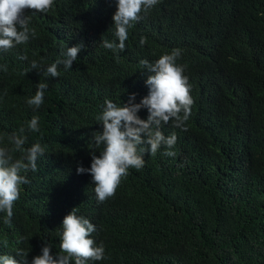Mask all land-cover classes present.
Segmentation results:
<instances>
[{"label":"trees","instance_id":"16d2710c","mask_svg":"<svg viewBox=\"0 0 264 264\" xmlns=\"http://www.w3.org/2000/svg\"><path fill=\"white\" fill-rule=\"evenodd\" d=\"M116 3L54 0L47 13L26 10L36 35L0 52L8 69L0 70V146L11 147L7 137L24 126L26 147L46 149L38 171L27 173L10 225L0 212V255L22 249L30 258L47 242L55 256L62 220L75 208L105 248V259L87 264H264V0H160L128 30L119 54L102 47L103 39L118 43ZM81 42L72 68L58 65L59 77L31 69L32 60L46 67ZM174 48L194 101L186 130L161 126L177 137L175 156L163 146L144 154V166L130 168L103 205L70 180L61 159L99 155L93 133L102 130L96 116L105 99L120 105L135 93L139 103L148 93L140 61ZM39 82L48 87L33 109L26 100ZM138 115L147 119V109ZM33 116L36 133L26 126Z\"/></svg>","mask_w":264,"mask_h":264},{"label":"clouds","instance_id":"9594fccd","mask_svg":"<svg viewBox=\"0 0 264 264\" xmlns=\"http://www.w3.org/2000/svg\"><path fill=\"white\" fill-rule=\"evenodd\" d=\"M158 2L160 0H117L112 20L118 43L103 39L102 47L114 54L125 51L128 30L142 19L141 13L146 14ZM53 5L54 0H0V52L25 44L36 35L35 29L29 27L31 17L25 14L26 10L47 13ZM145 42L143 38L140 41L141 45ZM83 47L82 42L68 47L62 54L64 59L46 67L32 60L31 69L39 72L42 69L46 78L59 77L58 65L63 64L65 69H71ZM180 55L181 50L174 48L171 53L161 55L154 62L140 61L142 73H147L144 83L148 93L139 103L133 102L135 93L129 94L128 102L120 105L105 99L102 113L96 116L98 123L102 124V130L93 133L97 147H103L99 155L91 153V162L69 159V156L61 159L70 180L82 186L86 184L91 195L95 194L101 204L106 205L107 199L115 195L130 168L139 170L144 166V154L154 156L163 146L165 155L175 156L173 148L177 137L174 133L165 136L161 126L173 121L175 127L186 130L194 103L190 96L188 77L183 74L184 67L177 63ZM18 58L26 60L27 56ZM0 70L7 72V65H0ZM47 87L46 82H39L35 94L27 98V105L39 109L44 103ZM142 108L148 111L147 119L138 115ZM26 126L32 133L39 132V118L33 116ZM24 133L25 127L21 126L19 134L13 133L7 137L11 147L0 146V212L6 213L3 222L9 225L22 186L30 183L27 173L38 171V161L46 152L45 147L38 142L26 147L27 136ZM14 153H19V157H14ZM61 228L60 252L55 256L45 242L37 255L27 258L28 253L21 249L15 255H0V264H73V261L74 264H87L88 260L101 261L106 258L103 243L97 245L92 238V233L96 231L95 225L89 219L77 215L75 208L64 216ZM4 243L6 246L7 241Z\"/></svg>","mask_w":264,"mask_h":264}]
</instances>
